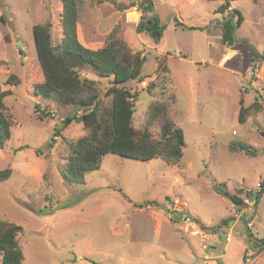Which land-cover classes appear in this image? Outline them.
Returning a JSON list of instances; mask_svg holds the SVG:
<instances>
[{
  "label": "rangeland",
  "instance_id": "obj_1",
  "mask_svg": "<svg viewBox=\"0 0 264 264\" xmlns=\"http://www.w3.org/2000/svg\"><path fill=\"white\" fill-rule=\"evenodd\" d=\"M113 1L127 7L120 11L105 0H83L77 37L85 47L97 49L113 33L144 56L143 81L126 83L135 93L132 124L140 133L149 107L166 103V116L184 133L182 157L171 165L161 158L140 160L109 152L82 180L68 179L70 145L88 129L73 120L48 147L54 128L63 125L61 120L75 106L33 91L43 74L32 27L50 21L52 42H60L61 0H0V87L11 90L2 100L10 137L0 145V169L11 168V173L0 180V218L22 227L17 236L22 264H203V251L197 254L200 241L194 245L182 216L205 226L230 217L233 203L215 192L216 183H224L230 193L245 188L256 199L255 187L264 174V90L258 92L251 84L264 86V0H229L223 12L216 10L225 0H152L164 27L157 42L136 32L139 14L133 0ZM231 8L243 19L233 29V44L227 46L221 23ZM159 63L166 71L157 72ZM260 66L263 74L251 72ZM10 74L19 78L17 84L5 83ZM86 76L100 95L109 86L111 77L93 71ZM109 99L104 96L103 104ZM255 99L261 111L251 109L240 122V106ZM161 123L157 118L149 126L154 139L159 138ZM235 141L254 153L232 151L229 146ZM258 199L262 206L264 201ZM173 207L180 211L174 221L168 218L174 215ZM244 220L241 228H230L229 242L225 234L231 220L209 230L215 234L221 228L213 245L219 250L210 257L217 262L207 264H264V252L246 258L262 243L249 238L248 231L262 234L255 220L254 229ZM242 234L252 249L245 256ZM207 245L209 253L210 242ZM220 253L221 258L212 256Z\"/></svg>",
  "mask_w": 264,
  "mask_h": 264
},
{
  "label": "trees",
  "instance_id": "obj_2",
  "mask_svg": "<svg viewBox=\"0 0 264 264\" xmlns=\"http://www.w3.org/2000/svg\"><path fill=\"white\" fill-rule=\"evenodd\" d=\"M105 1L113 4L120 11L127 7L113 0ZM82 2L83 0H61L63 36L60 42L55 44L52 42L50 21L38 23L32 27L36 55L43 74V80L33 86L34 93L55 99L60 105L75 106L74 111L61 120L63 125L54 128L48 147L60 134L62 127L73 120L82 122L88 129L87 133L70 145L71 154L65 162L68 179L76 182L82 180L86 172L98 169L103 156L109 152L140 160L161 158L168 164H178L182 157V148L185 146L184 133L180 126L166 116L168 109L166 103L155 102L149 107L145 125L140 133L132 124L135 93L132 94L126 87V83L130 80L143 81L144 56L139 52H133L121 37L113 33L108 35L102 47L97 49L85 47L79 41L76 29L78 8ZM133 3L139 14L135 25L136 32L146 33L154 42H157L162 36L164 27L153 11L152 0H133ZM227 7H229V0H225L216 11L223 12ZM234 15L235 22L232 20ZM242 19L237 8L230 9L221 23L223 44L227 46L233 44V29L239 26ZM175 21L181 24L177 22V19ZM5 38L7 39L6 36ZM260 56L264 57V52ZM166 68L163 63H159L157 72L166 71ZM88 71L95 72L99 77H111L109 86L102 95L96 84L88 82L89 79L86 76ZM18 82L19 78L14 74H10L5 80L6 84ZM152 84L153 82H150L148 88ZM10 93V89L0 87V145H3L10 137V121L2 102L3 98ZM104 96L110 97L107 105L103 104ZM251 109L255 112L260 111L261 102L255 99L246 107L241 105L238 120L245 122ZM157 118H161L162 123L159 138L154 139L149 126ZM229 147L232 151L254 153L241 141L231 142ZM10 173L11 168L0 169V180L7 179ZM214 190L228 198L236 207L246 204L240 196L242 188H238L235 193H230L225 189L224 183H216ZM263 191L264 185L255 193L256 202ZM229 219V217L223 218L220 223H227ZM220 223L214 226L198 224L208 232L210 229L219 227ZM21 232L20 225L0 218V264H22V253L17 241V236ZM248 237L255 241L249 231Z\"/></svg>",
  "mask_w": 264,
  "mask_h": 264
},
{
  "label": "crops",
  "instance_id": "obj_3",
  "mask_svg": "<svg viewBox=\"0 0 264 264\" xmlns=\"http://www.w3.org/2000/svg\"><path fill=\"white\" fill-rule=\"evenodd\" d=\"M233 52H235V50H233L232 53L229 54V57L231 56V54H233ZM253 68H251V72L256 73L257 75L263 74V72L260 69L261 66L259 68H256L255 67L254 70H253ZM251 86L254 89H256L258 92L261 91V90H264V86H258V85H255V83H252ZM262 107L263 106H261V109H262ZM261 109H260V111H261ZM261 177H262V179H259L258 180V181H260V184H261L260 189L264 185V179H263L264 178V174ZM242 190H243L242 191L243 193L240 196L246 201V204H244V207L241 208V209L240 208H237L234 204H232L233 205V208H232V210H231V212L229 214V216H230L229 217L230 218L229 220H231V221L228 222V225L226 226V228L229 229V230H227L225 236L226 235H230V240L229 241H231L232 234H231V229L230 228L231 227H234V226L241 228V226H242V219L244 220L245 217H246V226L254 229V225L252 223V220H255L256 221V226L259 228V230L261 231V234L262 235L261 236H256L252 230L250 231V233L252 234L253 239L256 242L258 241V242H262V243H261L260 250L258 249L259 250L258 252H255V253L250 252V254L247 255V251L248 250L249 251H252V249L248 245L247 240L244 239V235L245 234H242L243 249H242V252L241 253L243 254V256L247 255L246 258L248 259L249 257H252L254 254H255V256L253 258H255L257 256H260V254L262 252H264V204L261 206L259 203L256 202V199L253 200V199L250 198L251 195H252V191H250V193L246 194L245 192L247 191V189L242 188ZM244 190H246V191L244 192ZM256 191H258V189L255 187V193H256ZM259 197H260V199L262 201H264V191L261 193V195ZM257 200H259V199H257ZM171 209H174V215H171L168 218L169 219L173 218L175 220L178 219V216H180V211L176 210L174 207L171 208ZM166 210H167V208H166ZM175 211H178V212L175 213ZM245 212H247L246 214H248V216H246V214H244ZM173 219H171V220L174 221ZM220 229L221 228L216 229L214 231L215 234L214 233H211L210 231L207 232L208 233V237H207L208 238V242H210V246H211L210 247V250L211 251L207 254L209 256L207 258V260H209L210 263L211 262H214V261L217 262L215 258L214 259H211L210 257H211V254L213 253V250H217V251L219 250L216 247H213V245L215 244V238L214 237L220 231ZM200 239L201 238H194V237L191 238V240H194V245H196L197 243H199V241L201 243L202 239L201 240ZM229 241H227V242H229ZM194 245H193V247H194ZM200 249H201V247L199 248V251L197 253L198 256L200 255L199 254L200 253ZM202 254H204V252ZM223 255H224V253H223ZM212 256H218L220 258L223 257L221 255V253L220 254H217V255H212ZM191 257L193 258L192 254H191ZM204 262L205 263H203V264H207V261L206 260Z\"/></svg>",
  "mask_w": 264,
  "mask_h": 264
},
{
  "label": "built area",
  "instance_id": "obj_4",
  "mask_svg": "<svg viewBox=\"0 0 264 264\" xmlns=\"http://www.w3.org/2000/svg\"><path fill=\"white\" fill-rule=\"evenodd\" d=\"M260 186H261V184L260 183H257L256 188L259 190L260 189ZM170 211L173 212L174 209H171ZM181 221L186 222L191 227L190 230H189V234L191 235V237H193V236H199L202 239L200 245H201V250L204 252L207 249V247H208V245H207V242H208V238H207L208 237V233L205 230H203L198 225V223H196L194 221V219H192V218H188V217H185L183 215ZM225 240L226 241H229L230 240V235H226L225 236ZM207 254L208 253H207V250H206V253L204 252V254H203L204 255V258H205L204 260H207V258L209 257Z\"/></svg>",
  "mask_w": 264,
  "mask_h": 264
},
{
  "label": "water",
  "instance_id": "obj_5",
  "mask_svg": "<svg viewBox=\"0 0 264 264\" xmlns=\"http://www.w3.org/2000/svg\"><path fill=\"white\" fill-rule=\"evenodd\" d=\"M133 5H134V3H133ZM88 82L91 83V84H94V80H92V79H89ZM194 221H195L196 223H198V222L196 221V219H195Z\"/></svg>",
  "mask_w": 264,
  "mask_h": 264
}]
</instances>
